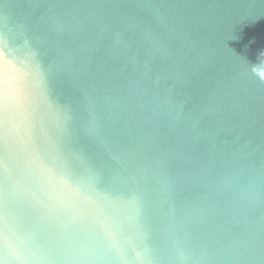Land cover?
<instances>
[{
  "label": "water",
  "instance_id": "95a60500",
  "mask_svg": "<svg viewBox=\"0 0 264 264\" xmlns=\"http://www.w3.org/2000/svg\"><path fill=\"white\" fill-rule=\"evenodd\" d=\"M0 32L3 264H264V0H0Z\"/></svg>",
  "mask_w": 264,
  "mask_h": 264
},
{
  "label": "snow or ice",
  "instance_id": "6c2138e0",
  "mask_svg": "<svg viewBox=\"0 0 264 264\" xmlns=\"http://www.w3.org/2000/svg\"><path fill=\"white\" fill-rule=\"evenodd\" d=\"M8 42L3 32H0V67H2L3 60L8 51ZM9 99L7 95V88L5 83L0 77V145L6 142L8 136L9 126ZM5 157L0 153V244L6 242L5 227H4V204L5 197L8 190V178L5 175ZM5 249L0 248V252ZM19 258V257H15ZM0 264L3 261L0 260Z\"/></svg>",
  "mask_w": 264,
  "mask_h": 264
}]
</instances>
